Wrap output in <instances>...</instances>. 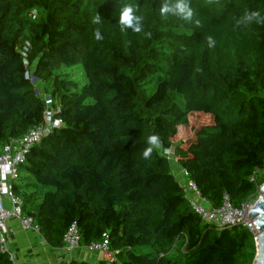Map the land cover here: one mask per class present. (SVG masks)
Returning <instances> with one entry per match:
<instances>
[{"label":"trees","instance_id":"obj_1","mask_svg":"<svg viewBox=\"0 0 264 264\" xmlns=\"http://www.w3.org/2000/svg\"><path fill=\"white\" fill-rule=\"evenodd\" d=\"M162 2L0 0V150L44 120L27 70L62 122L19 167L21 212L52 248L75 223L80 245L106 236L115 256L67 264H252L254 236L205 222L159 148L173 149L211 206L225 194L234 207L256 197L264 182V25L237 20L245 10L264 13V0H190L191 21L161 16ZM124 4L143 17L141 32L122 30ZM62 66L81 67L86 82ZM199 109L213 123L195 129L188 146L175 142ZM12 263L0 252V264Z\"/></svg>","mask_w":264,"mask_h":264},{"label":"built area","instance_id":"obj_2","mask_svg":"<svg viewBox=\"0 0 264 264\" xmlns=\"http://www.w3.org/2000/svg\"><path fill=\"white\" fill-rule=\"evenodd\" d=\"M25 77L29 79L36 91L41 95L46 105V110L42 123L30 128L21 138L10 140L7 144L3 145L0 150V252H7L13 263H15V255L9 246V230L7 226L9 220L16 219L22 230L39 234L38 228L33 225L31 216L22 214L21 212L22 199L13 192L14 180L19 177V167L24 162L26 152L29 148L33 144L38 143L41 137L53 126H59L62 123L59 119L54 117L53 110L50 108L52 99L48 94H43L41 92L39 88L40 82L34 76L33 72L27 70L25 72ZM165 150L167 151L168 149ZM182 177L188 178V173L184 169L182 171ZM254 179L255 174H252L250 180ZM181 186L186 193L190 206L205 222L211 223L218 228L241 225L253 236L258 232L254 220H247V213L259 197L258 189L260 185L257 187L256 197L245 201L240 207H234L226 194L223 196L219 206H211L201 196L195 183L189 178L184 183H181ZM42 241L45 242L43 237ZM59 249L71 256L75 251L83 249L85 252L93 254L96 258L101 253L100 259H104L108 262L115 261L114 254L109 250L106 236H104L102 240L93 242L90 245H80L79 234L75 223L70 224L67 228L63 235L62 245ZM71 259L55 264H67Z\"/></svg>","mask_w":264,"mask_h":264},{"label":"clouds","instance_id":"obj_3","mask_svg":"<svg viewBox=\"0 0 264 264\" xmlns=\"http://www.w3.org/2000/svg\"><path fill=\"white\" fill-rule=\"evenodd\" d=\"M161 16H168L169 14L178 16L185 21H191L193 19V9L190 4V0H163L159 8ZM94 24L101 23V17L96 15L93 20ZM199 25V21H195ZM255 23L257 25H264V13L259 9H249L245 10L243 17L237 20V24H251ZM119 24L121 25L122 30L131 29L133 32H141L143 28V17L135 14V9L131 4H124L120 10ZM146 36H151V33H145ZM95 39L101 40L103 36L97 28L94 32ZM208 46L214 47L215 40L213 37L209 36L207 38ZM159 143V137L156 134H152L148 137V144L155 146ZM152 153V147H147L143 151V157L148 158Z\"/></svg>","mask_w":264,"mask_h":264},{"label":"crops","instance_id":"obj_4","mask_svg":"<svg viewBox=\"0 0 264 264\" xmlns=\"http://www.w3.org/2000/svg\"><path fill=\"white\" fill-rule=\"evenodd\" d=\"M180 167L179 165L177 168ZM181 168V167H180ZM178 170L181 173V169ZM9 246L15 255L14 264H55L65 262L68 259H83L95 262L100 259L93 254L82 250H77L71 256L65 254L59 248H52L42 241V236L32 231H24L20 228L16 219L9 220Z\"/></svg>","mask_w":264,"mask_h":264},{"label":"rangeland","instance_id":"obj_5","mask_svg":"<svg viewBox=\"0 0 264 264\" xmlns=\"http://www.w3.org/2000/svg\"><path fill=\"white\" fill-rule=\"evenodd\" d=\"M61 72L63 74H67L69 76V78L72 79L73 81H75L78 85H82L86 82V77H85L84 71L79 66H75L72 68H66L65 66H62ZM39 88H40L41 92L45 93L44 87L39 85ZM212 123H213V121L210 118L209 114L206 113L203 109H199V110L195 111L194 114H192L190 121H189V124L187 126L181 127L179 129V133L175 137L174 141L175 142L180 141L182 143L184 142L185 145L188 146L190 144V142L195 141V134H194L195 129L196 130L199 129L202 124L203 125H205V124L211 125ZM159 150L168 158V160L170 162L172 173L174 174V176L178 180V182L181 184V183H184L185 181H187L188 180L187 177L186 178L182 177L183 169L178 167L181 169V173H180V171L177 168L178 163H177L176 157L173 153V149H169L166 151V150L159 148ZM22 177H24V173L20 171L19 177L17 179H15L14 182L18 184V182L20 181V179ZM185 195H186V193H185ZM99 257L101 258V253L99 254Z\"/></svg>","mask_w":264,"mask_h":264},{"label":"water","instance_id":"obj_6","mask_svg":"<svg viewBox=\"0 0 264 264\" xmlns=\"http://www.w3.org/2000/svg\"><path fill=\"white\" fill-rule=\"evenodd\" d=\"M258 194L257 201L247 213V220H254L258 230L254 236L255 255L252 264H264V182L260 184Z\"/></svg>","mask_w":264,"mask_h":264}]
</instances>
